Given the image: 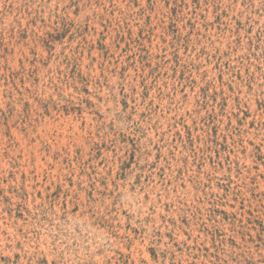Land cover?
Returning <instances> with one entry per match:
<instances>
[{
	"label": "rangeland",
	"instance_id": "374dc122",
	"mask_svg": "<svg viewBox=\"0 0 264 264\" xmlns=\"http://www.w3.org/2000/svg\"><path fill=\"white\" fill-rule=\"evenodd\" d=\"M0 264H264V0H0Z\"/></svg>",
	"mask_w": 264,
	"mask_h": 264
}]
</instances>
